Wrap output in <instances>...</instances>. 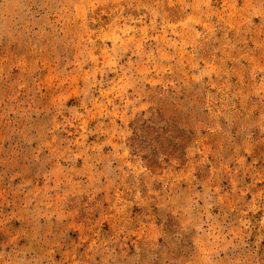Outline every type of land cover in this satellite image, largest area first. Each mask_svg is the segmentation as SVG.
<instances>
[{"label": "rangeland", "instance_id": "obj_1", "mask_svg": "<svg viewBox=\"0 0 264 264\" xmlns=\"http://www.w3.org/2000/svg\"><path fill=\"white\" fill-rule=\"evenodd\" d=\"M0 264H264V0H0Z\"/></svg>", "mask_w": 264, "mask_h": 264}]
</instances>
